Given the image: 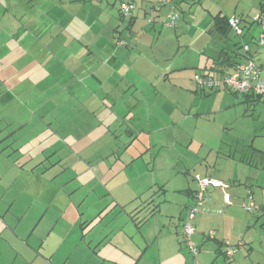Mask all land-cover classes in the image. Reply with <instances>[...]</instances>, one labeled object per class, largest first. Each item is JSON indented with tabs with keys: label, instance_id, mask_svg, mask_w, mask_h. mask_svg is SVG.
I'll return each instance as SVG.
<instances>
[{
	"label": "crops",
	"instance_id": "0c3cea01",
	"mask_svg": "<svg viewBox=\"0 0 264 264\" xmlns=\"http://www.w3.org/2000/svg\"><path fill=\"white\" fill-rule=\"evenodd\" d=\"M132 1L137 7L131 17H124L118 12L116 0H0V239L8 230L17 242V227L5 225L4 220L24 193L47 199L48 208L61 203L58 209L62 213L74 204L71 195L55 182L67 169L63 158L70 160L68 167L75 178L88 175L95 186L89 190L100 187L101 196L109 195L114 207L124 208L125 216L131 219L132 213L140 211L139 202L157 185L155 168L164 170L171 162L177 165L204 160L200 174L228 186L224 191L209 187L205 207L194 217L193 239L199 248L196 258L198 264L231 262L234 253L231 259L226 256L227 242L237 252L245 247L251 250L264 230V213L259 209L248 212L241 206L248 201V194L258 208L264 205V182L256 171L258 164L261 169L264 166L263 143L253 145L254 139L241 146L237 141L233 153L225 142L226 121L201 135L204 141L197 139L200 96L212 100L204 107L205 114L223 112L230 97L228 90L197 86L193 78L196 74L221 75L218 69H209L219 49L230 48L212 31V17L217 13L240 18L243 40H252L250 49L257 51L256 61L264 78V44L257 48L253 43L259 24L252 19L263 0H220L217 6L212 3L201 17L207 20L204 29L197 27L193 36L178 33V27L182 30L187 22L183 16L172 32H167L169 26L164 23L170 11L182 10L187 0H170L158 9L153 6L154 0ZM191 24L190 28L196 27L198 22L193 20ZM243 96L250 102L257 99ZM225 145L229 150H224ZM200 149L206 157L198 155ZM61 152L65 156L53 163L61 170L50 173L45 166L47 158ZM220 154L227 163L224 173L212 170ZM233 160V165L239 162L240 168L234 169ZM13 170L16 173L8 183V173ZM16 182L23 189L7 192ZM27 187L29 191H25ZM195 190H179L191 199L173 209L179 222L193 204ZM224 192L230 195V203L224 202ZM78 210H71L73 224L83 218L84 213ZM152 210L156 213L158 205ZM88 215L92 220L94 216ZM80 224L79 239L69 241L64 251H59L62 243L53 248L42 241L33 248L25 239V247L34 250L29 263L58 264L54 257L60 252L65 253L63 264H88L81 260V254L92 251L99 257L96 264H150L144 254L135 258L111 241L104 247L111 246L114 253L107 254L105 249L106 253H97L105 237L113 239L114 231L101 233L102 238L92 233L78 262L73 261V246L80 247L89 235ZM210 230L213 238L207 235ZM181 231L175 229L177 241L171 236L174 240L169 238V243H165L166 234L158 231L160 264L163 259L168 264H187L181 250L185 246ZM67 237L68 233L63 244Z\"/></svg>",
	"mask_w": 264,
	"mask_h": 264
},
{
	"label": "rangeland",
	"instance_id": "374dc122",
	"mask_svg": "<svg viewBox=\"0 0 264 264\" xmlns=\"http://www.w3.org/2000/svg\"><path fill=\"white\" fill-rule=\"evenodd\" d=\"M187 1L188 3H184L182 5V10L179 9L178 6V9H175L179 17V19H176L175 25L180 23L181 17L183 16L188 24H186L187 22H184L182 30H179L180 27H178L177 31L178 33H182V31H184L187 32L188 35L193 36L194 29L201 27L200 29L203 30L204 25L206 24L207 20L201 19L204 13V8L210 7L212 3L217 6L221 2L220 0H212L210 2L206 0ZM116 5L118 8L117 3ZM146 20H151V18L148 17ZM193 20L197 21L198 24L196 27L194 26L190 28V26H193L191 24ZM175 25L169 26L167 28V32H172L175 28ZM256 29L259 28L257 27ZM259 32L255 37L258 36ZM228 38L229 43H233L234 41H240L241 39L245 38V35H243L241 38L240 36H236L233 31H230ZM245 41H247L248 44H251L252 40L250 41V39L246 37ZM253 43L255 44V42ZM226 92L230 97V104L228 108L223 112L214 114H205L204 107L210 104L212 100H210L207 95L200 96L199 94L201 99H198V103L202 105L201 109L203 112L201 111L197 115V139L204 141V138H202L201 135L206 134L207 131L212 130V128L215 129L219 122L226 121L225 142L229 148H231L233 153V149L237 148V141L241 143V146L244 145L243 143H250V141H253L254 139L255 142L253 145H257L258 142L262 141L263 145L261 149H264V128L261 127V122H264V101L262 99H254V101L250 102L246 101L245 97L241 94L234 95V93L230 91ZM196 146L197 145L195 143V145L192 147V150H194ZM228 146L226 147L225 145L224 150H229ZM172 150H174V148H172ZM190 154L191 157H194L195 155L193 153ZM11 155L13 158L15 157V153L12 152ZM198 155L203 158L206 157L205 151L202 149H200ZM59 156L64 157V152L59 154L57 153L55 156L47 158L45 166L49 167L48 169L51 170L50 173L61 170V167L53 164L55 161H57ZM63 161L65 162L63 166L67 165V169L64 170L63 177H58L55 182L59 184L60 187H63V191L71 195L70 198L73 199L74 204L72 206L70 205L68 208L64 207L66 209L62 213L61 210H59V205H61V203L58 204L57 202L54 206L48 208L46 206L48 202L47 199H36L33 194H29L28 192L22 194V199L18 200L14 206L15 211L11 210V213H14V216H11V213H9L7 214L6 220H4L5 225H10L13 229L17 227V242L13 240L12 235H9L8 230L3 231L1 234L2 239H0V264H30L29 259H32L31 255H33L34 250L32 251L25 247V239H27L28 245L33 246V248L41 245L42 241H45V245H48L49 243L53 248H55L57 245L59 246L62 243L63 247H61L59 251H64L65 247L69 245H67L69 241L73 243L75 240L79 239L78 235H80L82 230L80 222L84 224L85 235H89L83 239L82 242L84 243H82L80 247L76 248V245L73 246V261L78 262L83 245L88 243L92 233L94 235L97 234V236L102 233L103 236L105 235L106 231H114L115 236H113V239L109 236L105 237L106 239H103L104 243L97 247L99 249L96 250L97 253L99 252L100 255H102V253H106V251H103L104 249L107 250V254L111 252L114 253L115 251L111 249V246L110 248L107 246L104 247V245H107L108 242L111 241L112 244L118 245L122 250L128 252L135 258L141 257V255L144 254L150 259V264H160L157 246V233L159 230H161L160 234H166L165 236L168 239L165 243H169V238L174 240L171 236L175 237V229H178V231L182 230L184 218L181 222H179L177 220V215L173 214V209L175 210L179 204L182 206L183 203L189 202L191 199L185 193H180L179 190L196 188L197 184L193 179V176L195 173H202L204 169L200 165L205 164L204 160H201L200 163L199 161L194 163L192 160V163L182 162L177 165H175L174 162H171L170 164H167V167L164 170H158L155 168L154 176L156 178L157 185L152 186L149 189V192L144 196L142 202H139L141 203L140 211L137 213H132L133 219H131L130 215L128 217L125 216L127 212H125L126 210L124 208L117 209L114 207L113 201H109L108 199L109 195L105 194L104 196H101L102 191L100 190V187L95 188V191L89 190L95 186L89 182L88 175H79V177L75 178V173H73L72 169L68 167L70 165V162L68 163V161L70 160L63 158ZM207 161L209 164H212V162H210L208 159ZM233 162L234 163H231V165L235 164L234 160ZM235 166L234 169L240 168L239 162H237ZM261 166L258 164L256 171L260 174V181L264 182V173L263 169H261ZM215 167V170H212L218 173H224V171L227 170V163H225V159H223V154L219 155V159ZM242 169L243 165H241V170ZM230 171L233 170L231 169ZM9 172V178L7 179L8 183L13 180V176L16 173L14 170ZM162 181L165 182L164 185H161ZM17 188L23 189V186H17L16 182L15 186L10 189L11 191L7 192L10 194L12 192L16 193ZM25 191H29V188L27 187ZM44 196L47 198L46 192ZM44 196L42 198H44ZM156 204L158 205V211L154 213L152 212V209ZM77 209H79L78 211H82L84 215L77 224H73V218L70 217L71 212H73L71 210ZM128 209L130 210V207H127V210ZM88 214H90L92 217L94 216L90 221L89 219L91 218ZM15 216H17L16 219L14 218ZM156 219H158L157 228L155 226ZM152 225L154 228H152ZM178 226H180V228H176ZM48 233H50L49 236H47ZM66 233H68L67 239L69 238V240L65 241L63 244ZM102 236H99V238H102ZM166 237H162V239H165ZM21 238L23 240H21ZM175 240L177 241L176 237ZM42 246H44V244ZM233 249L235 250L234 260L232 259L231 262L225 264H264V230L256 237V241L252 244L251 250L245 247L243 249L241 248L240 251L237 252L235 246ZM181 250L183 256L185 257V261H187L186 263L191 264L193 262V258L189 254L186 246H183ZM64 255L65 253L59 252V254L54 257V261H57L58 259V264H63L61 261ZM24 258L27 260L24 261ZM97 259H99V257L96 256L92 251L81 254V260L83 262L87 261L86 263L88 264H96V262H98ZM120 260L123 259L120 258ZM166 261V259H163L162 264H168Z\"/></svg>",
	"mask_w": 264,
	"mask_h": 264
},
{
	"label": "built area",
	"instance_id": "2783aa9c",
	"mask_svg": "<svg viewBox=\"0 0 264 264\" xmlns=\"http://www.w3.org/2000/svg\"><path fill=\"white\" fill-rule=\"evenodd\" d=\"M168 1L170 0H155L153 6L155 9H158L160 5H163ZM116 2L118 4L119 13L122 16L131 17L133 15L134 10L136 9V4L132 0H116ZM168 17L169 20L164 23L167 26H173L178 18V14L172 9L168 14ZM252 19L253 22H258L259 24L260 32L255 39V44L258 48L264 44V13L260 11L255 13ZM147 21L151 22V20ZM228 24L234 34L242 38L243 28L240 24V18L235 15L228 16ZM241 50L243 51L244 56L235 65L231 72L222 74L218 77L196 74L193 78L195 84L210 89L226 88L237 94L252 93L261 96L264 100V78L261 75V70L256 61L257 51H252L248 42L243 39L241 41ZM193 179L197 184L194 194V202L190 208L187 209L185 214L181 236L189 254L194 258L192 264H198L196 256L199 248L193 239V235L195 234V226L193 224L194 217L196 213L204 209L209 187L219 188L224 191L228 185L222 180L216 179L212 176L202 175L200 173H195ZM223 199L224 202L230 203L231 199L228 193L224 192ZM241 206L248 212L256 210V205L251 195L248 196V201L243 202ZM262 211L264 212V205L262 206ZM207 235L209 238H213L214 232L210 230ZM234 251L235 250L231 244L227 242L225 247L226 256L231 257Z\"/></svg>",
	"mask_w": 264,
	"mask_h": 264
},
{
	"label": "trees",
	"instance_id": "16d2710c",
	"mask_svg": "<svg viewBox=\"0 0 264 264\" xmlns=\"http://www.w3.org/2000/svg\"><path fill=\"white\" fill-rule=\"evenodd\" d=\"M260 12L264 13V1L261 2ZM212 18H213L212 31L215 32L218 35V38L223 40L224 43H228L230 45V48L229 47H223V48L219 49V53L217 55V58L214 59L211 67H209V69L211 71L218 69L219 71H221V75H222V74L231 72L233 70V68L235 67V65L243 58L244 53L241 50L242 39L240 41H235L233 43H229L228 34L231 31V29H230L229 24H228V16L217 13ZM221 66H223V67H221ZM224 68H226V69H224ZM230 68H232L231 71H229V72L226 71L227 69H230ZM200 75H208V74H200ZM210 76H212V75H210ZM215 77H218V76H215ZM224 89H226V88H224ZM215 90H217V89H215ZM228 91H230V90H228ZM230 92H232V91H230ZM232 93L237 95V93H235V92H232ZM241 95L255 96L257 99L263 100V98L261 96L254 95L252 93L241 94ZM263 170H264V166H263ZM194 194H195V192H194ZM194 194H193V198H194ZM249 195L250 194H248V196ZM257 209H259L262 213H264L262 211V207L258 208L256 206V210Z\"/></svg>",
	"mask_w": 264,
	"mask_h": 264
}]
</instances>
